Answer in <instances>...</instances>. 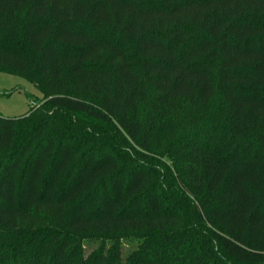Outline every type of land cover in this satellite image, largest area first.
<instances>
[{
	"label": "trees",
	"instance_id": "1",
	"mask_svg": "<svg viewBox=\"0 0 264 264\" xmlns=\"http://www.w3.org/2000/svg\"><path fill=\"white\" fill-rule=\"evenodd\" d=\"M0 264H264V0H0Z\"/></svg>",
	"mask_w": 264,
	"mask_h": 264
},
{
	"label": "rangeland",
	"instance_id": "2",
	"mask_svg": "<svg viewBox=\"0 0 264 264\" xmlns=\"http://www.w3.org/2000/svg\"><path fill=\"white\" fill-rule=\"evenodd\" d=\"M41 92L24 78L0 72V115L6 118L26 114L32 105H38Z\"/></svg>",
	"mask_w": 264,
	"mask_h": 264
}]
</instances>
